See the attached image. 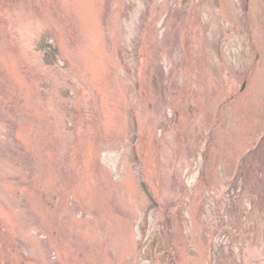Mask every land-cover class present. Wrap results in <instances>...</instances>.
I'll list each match as a JSON object with an SVG mask.
<instances>
[{"label": "rangeland", "instance_id": "374dc122", "mask_svg": "<svg viewBox=\"0 0 264 264\" xmlns=\"http://www.w3.org/2000/svg\"><path fill=\"white\" fill-rule=\"evenodd\" d=\"M0 264H264V0H0Z\"/></svg>", "mask_w": 264, "mask_h": 264}, {"label": "trees", "instance_id": "16d2710c", "mask_svg": "<svg viewBox=\"0 0 264 264\" xmlns=\"http://www.w3.org/2000/svg\"><path fill=\"white\" fill-rule=\"evenodd\" d=\"M46 48L48 47L50 49L49 53H51V55H55L56 54V49L54 48L53 45L51 44H45ZM146 195L149 197V198H152L150 194H148L147 192V189H146ZM152 207H155V206H152Z\"/></svg>", "mask_w": 264, "mask_h": 264}]
</instances>
